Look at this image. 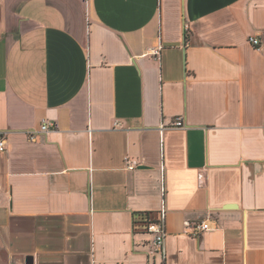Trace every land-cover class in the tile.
<instances>
[{
	"label": "crops",
	"instance_id": "crops-1",
	"mask_svg": "<svg viewBox=\"0 0 264 264\" xmlns=\"http://www.w3.org/2000/svg\"><path fill=\"white\" fill-rule=\"evenodd\" d=\"M86 8L0 0V264H264V0Z\"/></svg>",
	"mask_w": 264,
	"mask_h": 264
},
{
	"label": "built area",
	"instance_id": "built-area-1",
	"mask_svg": "<svg viewBox=\"0 0 264 264\" xmlns=\"http://www.w3.org/2000/svg\"><path fill=\"white\" fill-rule=\"evenodd\" d=\"M249 41L257 47L261 46L260 40L255 36H250ZM161 48L162 46L160 45L159 47L154 49L153 55L156 56L159 55ZM183 124L184 122L182 117H177L172 123V125L174 126H183ZM52 125L53 123L44 122L41 128L43 130H47ZM5 148H6V137L4 133L0 132V151H3ZM129 168L134 169L135 165L130 164ZM165 217H166V212L165 209L162 208L160 211V216L157 219L146 221V230L154 235V244L158 248H164L165 245V239L167 234L165 227ZM210 227L211 225L209 221L204 220L194 225V232L196 234H201L203 231L210 229Z\"/></svg>",
	"mask_w": 264,
	"mask_h": 264
},
{
	"label": "water",
	"instance_id": "water-1",
	"mask_svg": "<svg viewBox=\"0 0 264 264\" xmlns=\"http://www.w3.org/2000/svg\"><path fill=\"white\" fill-rule=\"evenodd\" d=\"M185 43V42H184ZM168 44H173V45H175V44H180V42H171V43H168Z\"/></svg>",
	"mask_w": 264,
	"mask_h": 264
},
{
	"label": "rangeland",
	"instance_id": "rangeland-1",
	"mask_svg": "<svg viewBox=\"0 0 264 264\" xmlns=\"http://www.w3.org/2000/svg\"><path fill=\"white\" fill-rule=\"evenodd\" d=\"M84 2H85L86 7L88 8V0H84Z\"/></svg>",
	"mask_w": 264,
	"mask_h": 264
},
{
	"label": "trees",
	"instance_id": "trees-1",
	"mask_svg": "<svg viewBox=\"0 0 264 264\" xmlns=\"http://www.w3.org/2000/svg\"><path fill=\"white\" fill-rule=\"evenodd\" d=\"M148 220H150V219H148ZM148 220H147V221H148Z\"/></svg>",
	"mask_w": 264,
	"mask_h": 264
}]
</instances>
